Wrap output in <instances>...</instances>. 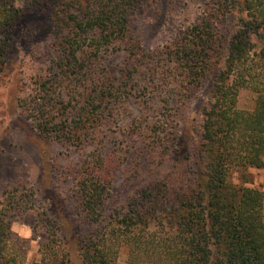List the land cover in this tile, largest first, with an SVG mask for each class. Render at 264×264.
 Instances as JSON below:
<instances>
[{
    "label": "trees",
    "instance_id": "obj_1",
    "mask_svg": "<svg viewBox=\"0 0 264 264\" xmlns=\"http://www.w3.org/2000/svg\"><path fill=\"white\" fill-rule=\"evenodd\" d=\"M50 1L51 30L62 51V76L84 90L74 119L52 120L49 97L24 101L42 133L80 146L111 118L130 77L117 86L109 68L105 85L96 69L106 55L122 51L137 61L131 18L148 0H28L15 9L0 0V74L8 42L19 22ZM183 80L175 96L188 98L211 80L210 98L199 126V153L187 155L171 113L151 130L154 156L174 166L124 208L111 207L113 167L97 151L85 159L77 178V211L92 224L81 242L82 264H264V192L232 184L234 171L264 169V0H209L201 17L168 48ZM139 55V54H138ZM127 72V74H126ZM132 72V73H131ZM256 96L253 110L238 107L241 91ZM49 105V106H48ZM166 115V116H165ZM7 199V198H6ZM0 207V255L4 264H26L9 252L12 196ZM7 201V200H6ZM32 264H69L56 232Z\"/></svg>",
    "mask_w": 264,
    "mask_h": 264
},
{
    "label": "rangeland",
    "instance_id": "obj_2",
    "mask_svg": "<svg viewBox=\"0 0 264 264\" xmlns=\"http://www.w3.org/2000/svg\"><path fill=\"white\" fill-rule=\"evenodd\" d=\"M12 1L15 9H27L28 0ZM208 2L148 0L132 16L131 34L140 46L136 66L124 52L113 51L98 66L96 76L105 85L109 68H114L111 76L117 86L125 82L122 75L126 70H137L136 76L130 77L110 120L80 146L42 133L23 107L25 100L49 97L52 107H45L44 112L57 123L64 118L71 122L82 107L84 90L62 76V51L51 30L50 1L19 22L6 47L7 66L0 74V207L10 202L11 195L16 207L10 214L12 255L26 264L37 262L42 245L56 232L69 252V264H82L81 242L93 229L77 211L82 162L97 151L106 155L115 174L111 207L124 208L135 194L160 181L174 166L170 157L162 164L153 152L151 130L156 121L164 120L162 113L173 115L180 143L196 159L211 80L187 99H178L174 92L183 77L168 48L198 21ZM255 105V94L241 91L238 107L253 110ZM230 181L264 192V169L234 171ZM126 260V251H122L120 263ZM0 264H4L1 255Z\"/></svg>",
    "mask_w": 264,
    "mask_h": 264
}]
</instances>
